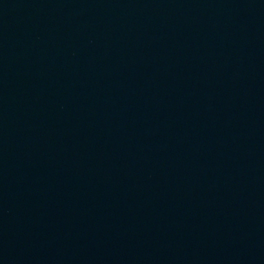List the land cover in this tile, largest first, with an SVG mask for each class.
<instances>
[{
  "label": "water",
  "instance_id": "1",
  "mask_svg": "<svg viewBox=\"0 0 264 264\" xmlns=\"http://www.w3.org/2000/svg\"><path fill=\"white\" fill-rule=\"evenodd\" d=\"M0 264H264V0H0Z\"/></svg>",
  "mask_w": 264,
  "mask_h": 264
}]
</instances>
